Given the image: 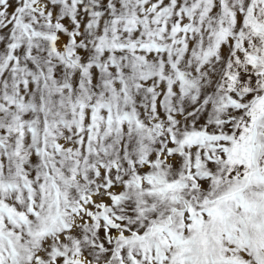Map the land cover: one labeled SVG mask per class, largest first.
<instances>
[{
    "label": "snow or ice",
    "instance_id": "snow-or-ice-1",
    "mask_svg": "<svg viewBox=\"0 0 264 264\" xmlns=\"http://www.w3.org/2000/svg\"><path fill=\"white\" fill-rule=\"evenodd\" d=\"M0 264H264V0H0Z\"/></svg>",
    "mask_w": 264,
    "mask_h": 264
}]
</instances>
